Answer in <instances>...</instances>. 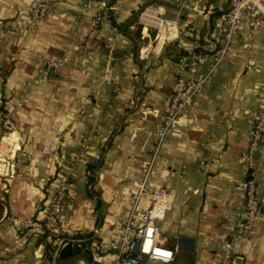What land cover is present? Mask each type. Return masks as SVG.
Instances as JSON below:
<instances>
[{
    "label": "crops",
    "instance_id": "crops-1",
    "mask_svg": "<svg viewBox=\"0 0 264 264\" xmlns=\"http://www.w3.org/2000/svg\"><path fill=\"white\" fill-rule=\"evenodd\" d=\"M35 1L0 0V137L7 114L28 154L18 174H6L0 162V264H87L95 254L110 264L114 253L108 244L150 160L177 59L204 46L214 6L227 0H196L194 10H177L174 0H109L111 21L102 23L86 52L79 44L92 26L94 6L61 0L32 23ZM148 7L178 21L175 35L144 56L154 34L141 15ZM49 58L60 60L58 68L46 66ZM259 94L264 26L251 25L242 14L224 66L160 146L140 198L146 207L156 188L173 190L155 220L157 242L172 257L144 255L140 264H264V133L253 153L257 217L227 257L221 248L242 208L241 155ZM59 186L67 196L58 228L50 229L45 212Z\"/></svg>",
    "mask_w": 264,
    "mask_h": 264
},
{
    "label": "built area",
    "instance_id": "built-area-1",
    "mask_svg": "<svg viewBox=\"0 0 264 264\" xmlns=\"http://www.w3.org/2000/svg\"><path fill=\"white\" fill-rule=\"evenodd\" d=\"M60 1H35L37 14L32 23L36 22ZM174 2L177 10L183 8L194 10L196 0H174ZM88 4L94 6L95 12L92 26L79 44L82 51L85 52L92 47L93 40L102 23L109 24L111 21L109 0H82L83 6ZM143 12L141 15H143ZM242 14L246 15L251 25L261 24L264 26V0H227L226 5L217 3L214 6V12L211 14V30L204 36V46L192 48L177 59L173 89L168 96L165 110L159 113L160 122L153 132L150 160L143 168L142 179L136 182L137 189L132 191L130 195L129 211L120 220L117 234L108 244L109 249L114 253V258L110 264H140L144 255L161 261H168L172 257V250L157 242L155 220L162 216L171 202L173 190L167 187L156 188L151 192V200L146 207L139 205L140 198L147 191L146 180L152 171L153 161L160 146L167 142L177 126L183 123L191 109L195 95L211 79L214 71L219 66H224V58L231 49L232 36L237 29ZM155 17L158 18L160 23H151L156 31L153 35V43L144 50V56L148 55L156 42L170 39L176 32L177 17L166 18L160 15H155ZM59 65L60 60L57 58L46 60V66L58 68ZM200 66H203L204 69L198 73L197 70ZM183 70L187 74H182ZM257 99L260 106L252 115L247 145L241 155L245 161L246 172L245 176L237 182L242 190V208L239 216L233 221L231 232L222 242L223 257L230 254L235 242L249 235L253 221L259 211L253 153L258 149L264 133V94L257 95ZM83 110L81 109V111ZM147 110L156 115L153 109L148 108ZM2 127L0 162L4 164L6 174H18L21 171L22 162L28 154L20 148L17 137L2 138L3 136H9L15 127L13 120L7 114H3ZM89 138L90 136L83 138L82 149L87 147ZM94 163L96 164L97 161L95 160ZM66 196L67 193L61 186L55 188L50 196L44 217L45 224L50 229H56L60 224L61 209L64 206ZM27 222H34L33 214L27 218ZM135 246H138V248L135 249ZM87 264L106 263L100 255L95 254Z\"/></svg>",
    "mask_w": 264,
    "mask_h": 264
},
{
    "label": "bare ground",
    "instance_id": "bare-ground-1",
    "mask_svg": "<svg viewBox=\"0 0 264 264\" xmlns=\"http://www.w3.org/2000/svg\"><path fill=\"white\" fill-rule=\"evenodd\" d=\"M152 17L155 19V23H153V24H159L160 23L158 18L155 17L154 9L152 7L146 8V10L143 12V15H142L143 20L148 22V23H152V22H150ZM13 137H16V131H13L9 136H3L2 138L3 139H9V138H13ZM6 141L10 142L9 140H6Z\"/></svg>",
    "mask_w": 264,
    "mask_h": 264
},
{
    "label": "rangeland",
    "instance_id": "rangeland-1",
    "mask_svg": "<svg viewBox=\"0 0 264 264\" xmlns=\"http://www.w3.org/2000/svg\"><path fill=\"white\" fill-rule=\"evenodd\" d=\"M150 26H153V25H150ZM153 28V33H155V31H156V28L153 26L152 27ZM154 35V34H153Z\"/></svg>",
    "mask_w": 264,
    "mask_h": 264
},
{
    "label": "trees",
    "instance_id": "trees-1",
    "mask_svg": "<svg viewBox=\"0 0 264 264\" xmlns=\"http://www.w3.org/2000/svg\"><path fill=\"white\" fill-rule=\"evenodd\" d=\"M97 165V164H96ZM95 165L90 166V168H93Z\"/></svg>",
    "mask_w": 264,
    "mask_h": 264
},
{
    "label": "water",
    "instance_id": "water-1",
    "mask_svg": "<svg viewBox=\"0 0 264 264\" xmlns=\"http://www.w3.org/2000/svg\"><path fill=\"white\" fill-rule=\"evenodd\" d=\"M257 153V150L254 152V154Z\"/></svg>",
    "mask_w": 264,
    "mask_h": 264
}]
</instances>
